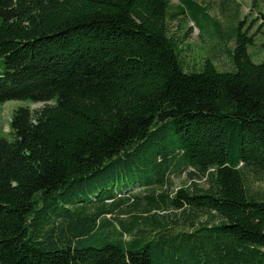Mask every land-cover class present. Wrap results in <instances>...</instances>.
I'll return each mask as SVG.
<instances>
[{
  "label": "trees",
  "instance_id": "trees-1",
  "mask_svg": "<svg viewBox=\"0 0 264 264\" xmlns=\"http://www.w3.org/2000/svg\"><path fill=\"white\" fill-rule=\"evenodd\" d=\"M169 2L0 0V103L43 104L0 137V264H264V62L240 22L187 69Z\"/></svg>",
  "mask_w": 264,
  "mask_h": 264
},
{
  "label": "rangeland",
  "instance_id": "rangeland-1",
  "mask_svg": "<svg viewBox=\"0 0 264 264\" xmlns=\"http://www.w3.org/2000/svg\"><path fill=\"white\" fill-rule=\"evenodd\" d=\"M193 1L195 5L189 6L185 13L169 21L170 34L182 48V54L185 56L184 66L187 69L197 67L201 65L205 57H211L218 69L230 70L232 64L227 50L233 48V40L228 39L226 42L224 40L232 35L240 22H242L241 29L253 35V43L247 48L251 60L255 63L264 62V0ZM169 5L170 13L179 10L178 0H170ZM27 105L31 109L43 106L42 103H32L30 100L21 99H11L0 103V137L6 140L13 139L9 125L13 110ZM245 179L250 191H261L263 173L248 168L245 170ZM195 180L197 185H203L202 181ZM191 183L193 182L185 174L175 175L171 177L169 190L174 191L175 188L189 186ZM171 211L173 210H162L160 213L166 214ZM173 214V218L177 217L179 220L177 224L172 223L175 225L174 229H182L184 222L178 218L180 211L175 210ZM121 215L126 217L125 214ZM198 217L197 220L203 221L208 218L206 214L198 215Z\"/></svg>",
  "mask_w": 264,
  "mask_h": 264
}]
</instances>
